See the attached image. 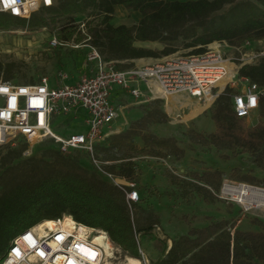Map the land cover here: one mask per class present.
I'll return each mask as SVG.
<instances>
[{
  "label": "trees",
  "instance_id": "obj_1",
  "mask_svg": "<svg viewBox=\"0 0 264 264\" xmlns=\"http://www.w3.org/2000/svg\"><path fill=\"white\" fill-rule=\"evenodd\" d=\"M236 3L237 0H57L30 19L0 13V28L45 27L49 14L53 22L62 17L70 19L58 31V37L70 40L76 34L75 39L81 41L85 36L77 31L74 22L81 15L93 16L99 23L90 29L91 43L104 56L118 61L122 69L132 67L131 60L136 58L176 52L174 45L179 41L184 47L193 48L189 54H194L205 52L214 41L226 40L238 46L247 40L264 39V0L238 3L235 10L239 11L234 19L215 24L214 15L226 5ZM120 5L139 12V23L114 25L112 19ZM136 41H158L165 47L147 49L135 46ZM8 66L4 67L0 61V79L11 78L12 67ZM239 74L263 87L264 57L253 65H242ZM234 91L228 86L214 103L212 118L216 130L211 133L212 142L224 147L263 150L264 155V123L248 128L246 119L237 117L231 97ZM259 104L260 117L264 120V96ZM151 141L153 148L130 145L128 149L132 152L126 153L120 164L106 167L107 171L137 181L140 167L134 159L140 153L154 157L169 149L178 159L182 158L183 151L174 138L153 137ZM27 147L23 139L16 145L0 147L7 150L1 158L0 172V260L10 241L25 229L42 220L71 216L74 223L105 230L126 254L134 257L140 256L137 238L146 233L158 253L151 264H264V232L242 231L229 220H219L175 237L169 249L167 239L155 235L162 231L157 229L161 228L158 220L144 217L136 220L133 209L139 203L130 207L126 192L111 178L98 169L96 174L88 173L80 162L59 149L46 151L41 158L24 159ZM198 178L205 188L207 185L219 188L223 183L221 171L198 174Z\"/></svg>",
  "mask_w": 264,
  "mask_h": 264
},
{
  "label": "rangeland",
  "instance_id": "obj_2",
  "mask_svg": "<svg viewBox=\"0 0 264 264\" xmlns=\"http://www.w3.org/2000/svg\"><path fill=\"white\" fill-rule=\"evenodd\" d=\"M249 1L255 0H237L236 4L226 5L214 15L215 24H223V22L234 19L239 11V9L235 10L237 4ZM133 13L127 7L120 5L113 17L114 25L135 26L139 21L134 19ZM46 18L48 25L45 27L0 28V61L4 67L6 65L12 67L10 80L35 83L42 77H47L51 81V86L54 87L60 83H76L81 76L88 73L89 65H87L86 59L88 50L86 47L76 49L73 47V43H83L90 35L92 36L90 29L95 28L99 23L98 18L81 15L78 20L85 22L84 27L80 25L82 22H74L78 26L77 31L85 36L81 41L75 39L76 34L70 40H62L57 36L58 31L69 23L70 19L62 17L53 22L49 14L46 15ZM54 37L64 41L65 44L54 47L52 43ZM216 42L222 44L219 47L223 52L225 51L226 56L234 57L238 65L240 63L253 65L264 57V39L247 40L238 46L231 45L228 41H226L228 45L225 42ZM150 45L153 47L152 49L159 50H163L165 47L158 41H153ZM174 46L177 51L165 56L187 55L194 50L184 47L181 41L175 43ZM245 54L248 56H244ZM165 56L151 58L156 61L165 58ZM243 56L245 60L242 59ZM103 57L106 60H113L104 55ZM118 66L122 65L118 64ZM223 82H220V86L224 85L225 82ZM123 92L126 93V91ZM126 94L129 101L125 100V104L136 101L132 95ZM215 101L210 104L206 113L192 121H186L183 112L177 113L176 116L168 113L162 99L138 105L142 114L136 117L134 115L137 113L138 107L128 105L120 110L119 117L112 122L111 130L114 131L97 145V157L104 163L109 162L104 166L109 168L110 165L120 164V159L124 158L126 153L132 152L128 149L130 145L141 147L149 145L151 147L147 146L148 148H153L151 141L153 137L162 139L172 137L177 141L183 151L182 158H180L181 166L174 167L166 163L170 157L177 158L176 153L169 149L163 150L164 154L161 156L154 157L140 153L136 160L140 167L136 182L143 200L141 199L142 202L140 201L141 203L139 202V205L134 207V217L136 220L143 217L144 219L158 220L163 232L156 231L158 234L152 232L167 239L169 249L173 242L172 239L175 237L219 220H229L231 224H236L242 231L264 232V206L246 209L236 202L220 199L214 192H217L222 184L219 188H214V192H211L198 178V174L221 171L223 181L227 179L236 182L243 181L264 189L263 150L252 151L238 147H224L212 142L211 133L216 130V121L212 118ZM75 115L78 117L76 118ZM245 119L248 128L264 123L260 117L259 108L257 112L254 111ZM85 120L84 112L81 111L77 114L72 112L56 116L52 124L58 135L65 136L86 132L88 126ZM118 125H122L121 128H115ZM107 132L108 127L103 128V133ZM120 135L124 137H120ZM51 149H58V145L53 139L28 144L29 153H24L23 158H41L46 155V151ZM6 153V149L0 148V172L2 171L1 158ZM66 154L75 162H80L82 168L88 173L96 174L97 168L92 163L90 153L84 150H72ZM168 163L170 162L168 161ZM45 225L47 224H43V226ZM137 239L148 254L151 264L152 260L158 256L153 240L146 233H142ZM127 264L133 263L127 261ZM136 264H139L137 260Z\"/></svg>",
  "mask_w": 264,
  "mask_h": 264
},
{
  "label": "built area",
  "instance_id": "obj_3",
  "mask_svg": "<svg viewBox=\"0 0 264 264\" xmlns=\"http://www.w3.org/2000/svg\"><path fill=\"white\" fill-rule=\"evenodd\" d=\"M56 1L0 0V13L30 19L34 14L53 6ZM77 22H82V27L86 25L82 20L77 19ZM91 39L90 36L83 43H73L76 49L86 47L88 50L86 59L89 73L81 76L76 83H60L52 87L47 77L35 83L0 79V147L16 145L22 139L28 144L53 139L61 153L84 150L90 153L92 163L99 172L124 189L130 207L142 199L138 183L108 172L104 166L109 162H102L96 152V146L107 136L103 128L109 127L120 114V108L112 100L115 88L129 91L140 102L150 100L152 96L166 97L181 93L201 101H208L214 95L213 102L225 94L226 88L230 86L235 90L231 97L238 118L250 116L259 108L260 99L264 96V86L239 74L240 67L245 63L238 65L234 57L226 56L219 47L222 44L216 41L209 43L203 53L165 56L151 64L121 69L118 61L106 60L91 43ZM63 42L57 37L52 41L54 47L63 46ZM222 42L228 45L225 40ZM224 80V85L220 86L219 83ZM140 81L146 82L151 97L139 87ZM79 108L88 113L86 122L89 129L79 134L58 135L53 129L54 118L77 113ZM24 153H29V150L26 149ZM251 186L259 187L227 179L217 192L211 186L207 185V188L220 199L250 209L257 207L247 205V200L244 202L248 197L244 188ZM67 217L42 220L16 235L10 241L0 264H127L131 258L139 264H150L149 256L140 244V256H131L124 253L105 230L78 222L75 223L89 231L70 226L65 224ZM42 222H48L49 225L42 226ZM157 229L161 230L160 227ZM98 236H102L104 242L97 240ZM107 243L110 245L108 249Z\"/></svg>",
  "mask_w": 264,
  "mask_h": 264
},
{
  "label": "crops",
  "instance_id": "obj_4",
  "mask_svg": "<svg viewBox=\"0 0 264 264\" xmlns=\"http://www.w3.org/2000/svg\"><path fill=\"white\" fill-rule=\"evenodd\" d=\"M119 8V7H118ZM117 8V9H118ZM132 15H135L134 19L140 21V13L135 11ZM113 21V19H112ZM153 41H136L134 43L135 46H139V47H144V48H147V49H151L153 47H151V43ZM150 45V46H149ZM155 60H153L152 58H147V57H144V58H136L134 60H131V62L134 64L132 67H136L137 66H142V65H147V64H151L152 62H154ZM129 68V67H128ZM88 73H89V66H88ZM139 87L143 90L144 93H146V95L148 97H151V93L148 91V87H147V84L146 82L144 81H140L138 83ZM123 91H126V93H129V91L123 89V88H115V90L112 92V100H113V103L115 104L116 107L120 108V110H123L124 108H126L128 105H132V106H136L138 107V105L140 104H143V103H149V102H152V100H155V99H162L164 100V107L166 108V111L168 113H171L173 114V116H176L177 113H181L183 112V117L186 121H192V120H195L196 117L200 116L201 114L203 113H206V110L209 109L210 107L207 108V106L204 105V103H206L207 101H201L199 100L198 98H193L191 97L189 94L187 93H181V94H177V95H167L166 97L162 96V95H158L157 97H151L150 100H146V101H143V102H140L138 99H136L131 93H129L130 95H132L136 101L134 102H131V103H127L125 104L124 101L128 100V96L126 93H124ZM123 92V93H122ZM170 97V98H169ZM174 100V101H173ZM173 101V102H172ZM124 103V104H123ZM182 103V104H181ZM84 112L86 114V120L88 118V113L85 109L83 108H79V112ZM255 112H257V109L254 110ZM75 113V114H77ZM254 113V112H253ZM142 114V111L140 109V107H138L137 109V113H135L134 117L136 116H140ZM252 115V114H251ZM76 116V115H75ZM78 117V115L76 116V118ZM85 120V123L87 124L88 126V129H89V125L88 123L86 122ZM115 121V120H114ZM125 122H127L125 120ZM122 125H118L117 127L115 128H121ZM113 127H112V124L108 127V132L105 133L107 135H109V133L113 132L114 130H111ZM87 129V130H88ZM139 147V146H138ZM141 147V146H140ZM152 158V157H151ZM158 158V157H157ZM135 161L137 160V157L134 159ZM164 160V159H163ZM168 161L170 163H168ZM137 162V161H136ZM139 163V162H138ZM137 163V164H138ZM166 163L168 165H172L174 167H177V165L181 166L180 164L182 163L181 159H178V158H175L173 159L172 157H170ZM129 261V260H127ZM131 263V262H130Z\"/></svg>",
  "mask_w": 264,
  "mask_h": 264
},
{
  "label": "bare ground",
  "instance_id": "obj_5",
  "mask_svg": "<svg viewBox=\"0 0 264 264\" xmlns=\"http://www.w3.org/2000/svg\"><path fill=\"white\" fill-rule=\"evenodd\" d=\"M225 81L226 80H224V82ZM219 85H220V83H219ZM213 99H214V95L210 96V98H208V101L206 103H204V105L207 106V108L210 107V104L212 103V100ZM244 191L246 193H248V197H247V199H244V202H246V200H247V204H249V205L264 206V189L263 188H260V187H252L251 186V187L244 188ZM43 224H48L49 225L48 222H42V226H43ZM65 224H69L70 226L78 227V228H81V229H86L87 231H89L88 228H85L84 226H79L78 224H75L74 221H73V219H71L69 216L66 218ZM97 240H99L100 242H104L102 236H98L97 237ZM105 245H106L107 249L110 247V245L108 243L105 244ZM128 260L131 263L136 264V259L131 258V259H128Z\"/></svg>",
  "mask_w": 264,
  "mask_h": 264
}]
</instances>
